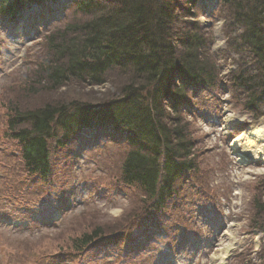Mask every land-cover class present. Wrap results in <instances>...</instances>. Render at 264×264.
Listing matches in <instances>:
<instances>
[{
  "label": "trees",
  "instance_id": "1",
  "mask_svg": "<svg viewBox=\"0 0 264 264\" xmlns=\"http://www.w3.org/2000/svg\"><path fill=\"white\" fill-rule=\"evenodd\" d=\"M44 1L0 0V19L15 24L26 8ZM203 2L70 0L63 24L47 29L46 55L36 69L46 80L40 90L52 95L68 85L110 80L117 91L93 102L53 94L34 108H13L5 138L16 146L13 158L25 174L45 182L55 167L52 149L67 153L66 147L85 130L87 150L94 148L88 145L92 140L105 138L125 149L117 182L143 194L145 216L164 209L183 173L198 168L195 137L184 115L195 106L194 95L216 90L220 74L211 36L200 21ZM218 17L224 20V51L235 55L236 68L228 75L235 100L260 116L264 0H218L212 18ZM252 225L264 231L261 198L254 199ZM103 232L94 228L73 240L72 249L56 251L84 254ZM261 259L264 263V248Z\"/></svg>",
  "mask_w": 264,
  "mask_h": 264
},
{
  "label": "rangeland",
  "instance_id": "2",
  "mask_svg": "<svg viewBox=\"0 0 264 264\" xmlns=\"http://www.w3.org/2000/svg\"><path fill=\"white\" fill-rule=\"evenodd\" d=\"M217 1L204 0L199 9L220 66L217 88L192 97L199 111L184 115L195 137L198 170L185 173L176 183L178 197L159 215L162 222L157 233L149 232L137 245L121 242L118 255L105 251L96 264H264V231L252 225L254 199L264 202V161L242 162L239 147L245 143L234 142L250 122L264 114L252 117L235 100L228 76L236 68L235 55L229 57L224 51V20L218 17L214 21L211 16ZM64 4V0L47 2L49 8L57 9L56 15L63 13L60 5ZM35 13L28 12L24 23H31ZM52 22L53 28L63 24ZM10 30L0 27V264H74L65 258L52 262L29 259L39 252L72 249L76 238L94 228H101L104 235L134 231L136 235L137 227H144L143 194L117 182L125 149L110 141L103 151L87 150L82 146V130L78 140L66 147L67 153L61 150L53 154L56 164L74 173L66 197L49 202L37 213L24 202L47 189L12 160L17 148L5 138L8 121L13 108H34L53 94L93 102L117 88L109 80L97 86L68 85L52 95L41 91L46 80L36 69L46 55L45 40L50 30L36 25L43 34L34 39L29 33ZM231 114L244 116V122L228 126ZM70 153L73 158L67 160ZM140 252V259L135 260Z\"/></svg>",
  "mask_w": 264,
  "mask_h": 264
},
{
  "label": "bare ground",
  "instance_id": "3",
  "mask_svg": "<svg viewBox=\"0 0 264 264\" xmlns=\"http://www.w3.org/2000/svg\"><path fill=\"white\" fill-rule=\"evenodd\" d=\"M227 121L235 123L244 122V116L229 115ZM239 141L244 142V147L241 148L240 160L242 162L255 160L264 161V116L260 119L250 122L249 126L245 130L234 138L235 143ZM237 144V148H238Z\"/></svg>",
  "mask_w": 264,
  "mask_h": 264
}]
</instances>
